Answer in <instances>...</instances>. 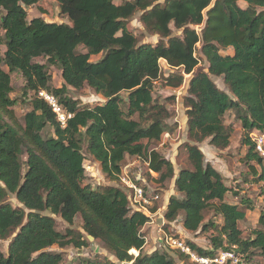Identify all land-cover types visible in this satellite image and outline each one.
Wrapping results in <instances>:
<instances>
[{"label": "trees", "instance_id": "16d2710c", "mask_svg": "<svg viewBox=\"0 0 264 264\" xmlns=\"http://www.w3.org/2000/svg\"><path fill=\"white\" fill-rule=\"evenodd\" d=\"M38 1L0 0V239L16 230L7 252L0 250V264H60L62 253L49 248L87 245L80 233L57 231L53 218L42 214L45 210L68 224L79 215L84 233L102 242L119 262L174 264L166 252L142 254L146 240L139 231L149 218L131 210L122 189H91L82 183V150L85 145L111 180L118 179L126 156L145 159L159 181L170 178L171 162L149 149L166 132L164 120L169 116L152 96L153 81L164 60L181 69L165 78L167 86L179 87L183 74H190L198 64L197 43H201L207 72L194 74L188 82V133L224 148L230 129L223 117L228 110H236L245 131L242 143L248 147L245 159L254 163L252 175L264 193V165L248 137L252 129L264 132V0H164L162 5L157 0H55L69 23L47 22L41 17L28 20L25 7ZM137 11H142L144 25L167 38L165 42L137 43L127 27V19ZM170 24L183 29L181 37L170 35ZM189 25H202L200 34ZM228 48L230 54L220 52ZM99 54L102 57L90 60ZM48 66L60 70L59 88L50 85ZM14 72L22 77V101L29 106L22 122L15 117V100L10 97ZM209 75L221 76L233 98L219 91ZM83 86L105 101L80 106L69 97L68 87ZM41 90L51 93L71 115L65 126L38 96ZM121 93L127 94L125 109L120 105ZM47 126L53 136L43 138ZM186 149L191 168L179 170L174 188L181 197H169L164 219L171 222L182 213L181 224L187 231L215 229L210 250L187 240L199 254L228 250L243 258L255 253L264 256V228H254L248 238L241 237L238 222L245 213L224 201L229 188L221 174L204 161L197 146ZM8 194L15 195L21 207L4 202ZM207 209L221 217L220 226L212 220L203 223ZM258 223L264 227L263 214Z\"/></svg>", "mask_w": 264, "mask_h": 264}, {"label": "rangeland", "instance_id": "374dc122", "mask_svg": "<svg viewBox=\"0 0 264 264\" xmlns=\"http://www.w3.org/2000/svg\"><path fill=\"white\" fill-rule=\"evenodd\" d=\"M128 0H117L116 2H123ZM164 0H157L155 3L162 5ZM240 6L244 7L245 3L238 2ZM27 12V19L33 17H41L44 21L55 23H69L66 16L60 14L58 4L55 0H39L36 5L25 7ZM127 27L134 34L138 44H155L159 41L165 42L167 38H163L160 34L151 31L142 21V11L135 12L129 19H127ZM200 34L202 25H189ZM171 36H182L183 29H176L170 24ZM201 43L195 45V55L198 58V64L191 72V74H183V82L179 87L173 88L167 86L165 78L169 75L181 73V69L170 67L164 60H160V74L159 77L153 81L152 96L155 102L161 104L168 111L169 116L164 120L166 125V132L158 141L153 142L149 149L157 151L165 159L172 164L173 174L165 181H159V175L148 169V163L145 159L135 156H126L122 162L121 172L117 180L108 178L100 168L99 163L92 158V156L83 146V153L85 155V180L83 184H88L91 189H102L106 186H116L122 189L128 196V191L123 182L124 178L134 180L136 183L142 185L149 192L159 195V200L154 204V210L160 208L168 202L170 196L181 197L175 191L174 180L182 168H191V164L187 158V145L197 146L203 153L204 161L209 162L211 166L217 170L222 178L224 184L229 188L225 194L224 201L229 204L237 205L238 208L244 211L245 217L238 222V227L241 230V237L248 238L250 231L254 228H264L258 223L259 217L264 215V193L261 189V183L256 182L255 176L252 175L250 168L253 162L248 163L245 155L248 147L242 143L244 130L240 119L237 116L236 110H228L223 122L230 129L229 144L224 148H217L209 143V138L197 140L188 133L186 110L188 103L186 98L189 96L187 92L189 79L198 72H207V61L200 51ZM79 51H84L79 47ZM222 54H230V48L220 51ZM102 57L101 54L91 56V61H96ZM38 62L45 64L44 59H37ZM6 69V68H5ZM7 70V69H6ZM48 73L51 77L50 85L53 88H59L62 85L60 70L54 66H48ZM211 80L219 91L224 92L228 97L233 98L228 86L223 82L222 77L209 75ZM23 80L19 72L11 73V86L13 91L10 97L15 100L12 106L15 117L19 122L23 121L24 114L29 110V106L22 101ZM68 95L73 100H76L80 106H93L98 103H103L105 99L95 93L87 86L80 89H73L68 87ZM127 94L121 93V107L126 108L123 103L124 97ZM53 130L47 126L43 132L42 137H52ZM25 160V157H23ZM138 179V180H137ZM4 202L11 205L13 208L21 207L17 202L15 195L8 194ZM130 207V205H129ZM131 208V207H130ZM152 208V209H153ZM132 210V208H131ZM161 214V212L159 211ZM165 211L163 212V214ZM54 220L55 229L61 233H65L67 229L73 230L77 234H81L87 241V245L81 248L67 246L64 248L51 247L48 250H53L62 253V262L60 264H87V263H102V264H121L117 261L110 251L98 240H90L82 229V220L79 215L74 217L73 223L68 224L63 221L59 215L52 214L49 210L42 212ZM161 214V215H163ZM164 216V215H163ZM183 214L179 213L177 217L168 222L165 220L163 225L165 233L180 237L185 242L190 241L195 246L202 250L211 249V238L217 231L209 228L206 231H187L182 227L181 220ZM162 222V217L159 216ZM213 221L216 226H220L221 217L214 213L212 209L204 211V224L208 221ZM16 230L9 234L5 239H0V250L3 253L7 252L9 241L15 235ZM149 233L144 231L142 234L146 236ZM159 235L158 231L155 236ZM142 248V254H150L155 250L166 252V254L174 260V264H195L189 257L181 255L176 249H171L165 246H159L154 241V237H149L148 243H145ZM164 245V244H163ZM160 248V249H157ZM219 250L216 251V253ZM137 254V250L135 252ZM215 253V254H216ZM134 256V253L132 254ZM234 259L224 264H264V256L261 254H253L251 257L243 258L240 256H233ZM123 264H133L131 261H123ZM216 264V263H211Z\"/></svg>", "mask_w": 264, "mask_h": 264}, {"label": "built area", "instance_id": "2783aa9c", "mask_svg": "<svg viewBox=\"0 0 264 264\" xmlns=\"http://www.w3.org/2000/svg\"><path fill=\"white\" fill-rule=\"evenodd\" d=\"M38 96L41 97L45 102H47V104L51 107L52 111L56 114V118L58 122L60 123V125L62 127L65 126L66 120L71 115L67 114L61 108L56 98L51 93H48L45 90L39 91ZM248 137L253 145L254 151L261 158L262 163L264 165V132L259 129H252L248 133ZM123 182L128 191V198H129L130 207L132 208V210L140 211L149 218V220L146 221L140 228L139 232L143 233L144 227L150 223V220L151 218H153V215H155L156 212L161 211V208H158L155 211H151L152 208L154 207V204L158 202L159 195L153 194V192H149L142 185H138L136 183V178H134V180L124 178ZM163 215L161 216L162 223L158 227V232L160 233V235L155 240L157 245L165 246L171 249H176L181 254L189 257L195 264H211V263L224 264V262L225 263H227L228 261L230 262L231 261L230 259L236 260L233 257L236 255L228 250L226 251L219 250V252L217 253L215 252L216 254L214 253L208 256L199 254L198 252H196L195 250L191 248V245L189 243L185 242L180 237H175L173 235H169L165 233L163 229V225L165 224V219ZM145 240H147L146 236H145ZM137 254L134 253V256H137ZM123 263L124 262H122L121 264ZM87 264H102V263H87Z\"/></svg>", "mask_w": 264, "mask_h": 264}, {"label": "crops", "instance_id": "0c3cea01", "mask_svg": "<svg viewBox=\"0 0 264 264\" xmlns=\"http://www.w3.org/2000/svg\"><path fill=\"white\" fill-rule=\"evenodd\" d=\"M166 206H167V203H165L163 206H161L160 208H161V214H163V212L165 211V209H166ZM160 213H159V211L158 212H156L155 213V215H153V218H151V220H150V223L148 224V225H146L145 227H144V231L146 230V231H148V229H149V233L148 234H146V243H148V239H149V237H154V241L157 239V237L160 235V233H159V235H157V236H155V233L158 231V227L161 225V221L159 220V216H162ZM163 229H164V227H163ZM165 230V229H164ZM146 245V244H145ZM138 253V252H137Z\"/></svg>", "mask_w": 264, "mask_h": 264}, {"label": "water", "instance_id": "95a60500", "mask_svg": "<svg viewBox=\"0 0 264 264\" xmlns=\"http://www.w3.org/2000/svg\"><path fill=\"white\" fill-rule=\"evenodd\" d=\"M87 238L90 239V240H94L92 236L90 235H87Z\"/></svg>", "mask_w": 264, "mask_h": 264}, {"label": "bare ground", "instance_id": "6f19581e", "mask_svg": "<svg viewBox=\"0 0 264 264\" xmlns=\"http://www.w3.org/2000/svg\"><path fill=\"white\" fill-rule=\"evenodd\" d=\"M130 252V251H129Z\"/></svg>", "mask_w": 264, "mask_h": 264}]
</instances>
